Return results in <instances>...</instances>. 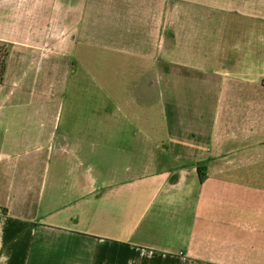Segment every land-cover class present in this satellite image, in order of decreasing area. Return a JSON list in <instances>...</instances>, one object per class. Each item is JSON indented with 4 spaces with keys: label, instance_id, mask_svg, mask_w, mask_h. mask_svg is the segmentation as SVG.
<instances>
[{
    "label": "crops",
    "instance_id": "crops-1",
    "mask_svg": "<svg viewBox=\"0 0 264 264\" xmlns=\"http://www.w3.org/2000/svg\"><path fill=\"white\" fill-rule=\"evenodd\" d=\"M0 30V96L33 77L0 264H264V0H0Z\"/></svg>",
    "mask_w": 264,
    "mask_h": 264
},
{
    "label": "rangeland",
    "instance_id": "rangeland-1",
    "mask_svg": "<svg viewBox=\"0 0 264 264\" xmlns=\"http://www.w3.org/2000/svg\"><path fill=\"white\" fill-rule=\"evenodd\" d=\"M15 12V15L18 14L17 12V9L14 10ZM1 31V30H0ZM13 46H10V45H5V44H0V83H3L4 79H5V71L7 69V58L9 56V53L11 52V49H12ZM64 62H68L71 64V66H75L76 63H73L72 61H64ZM72 62V63H71ZM76 69V68H74ZM18 83L15 85V87H12L10 85H7L4 89H3V92H2V95L0 96V103H7L9 101H13V100H18L20 99L19 98V92L22 90L23 87H27L28 84L29 86H32L33 84V77L30 76V80L26 77H24L23 80H19V78H16ZM72 79V81H71ZM92 78H87L85 76H81L80 74H75L72 78L70 77H67V78H64L62 77L61 80L64 81V84L67 85V89H64L63 87V93H62V102L64 103L65 102V109H64V114L63 116L66 115V112L68 111L67 107H68V104L70 103V101H86V98L84 97H81L80 94L75 97L76 95V89L74 88V93L73 91L70 89V86L72 84V87H73V84H78L79 86H84V85H90L91 84V80ZM71 83V84H70ZM77 85V86H78ZM35 86V85H34ZM66 90V91H65ZM11 92L10 96L9 93ZM16 95L13 97V94ZM28 100L30 99H34V98H31L30 96H28L27 98Z\"/></svg>",
    "mask_w": 264,
    "mask_h": 264
},
{
    "label": "trees",
    "instance_id": "trees-1",
    "mask_svg": "<svg viewBox=\"0 0 264 264\" xmlns=\"http://www.w3.org/2000/svg\"><path fill=\"white\" fill-rule=\"evenodd\" d=\"M202 175V174H201Z\"/></svg>",
    "mask_w": 264,
    "mask_h": 264
}]
</instances>
